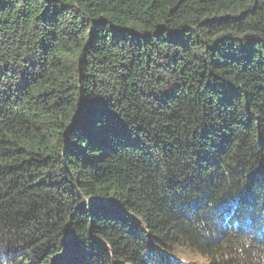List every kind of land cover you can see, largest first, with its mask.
Listing matches in <instances>:
<instances>
[{"label": "trees", "instance_id": "trees-1", "mask_svg": "<svg viewBox=\"0 0 264 264\" xmlns=\"http://www.w3.org/2000/svg\"><path fill=\"white\" fill-rule=\"evenodd\" d=\"M254 252L264 0H0V264Z\"/></svg>", "mask_w": 264, "mask_h": 264}, {"label": "clouds", "instance_id": "clouds-1", "mask_svg": "<svg viewBox=\"0 0 264 264\" xmlns=\"http://www.w3.org/2000/svg\"><path fill=\"white\" fill-rule=\"evenodd\" d=\"M259 256H260V260L258 261L255 257H256V253L254 252L253 253V260L251 262V264H264V252H260L259 253Z\"/></svg>", "mask_w": 264, "mask_h": 264}]
</instances>
